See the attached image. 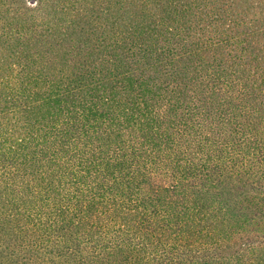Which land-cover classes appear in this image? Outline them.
I'll return each instance as SVG.
<instances>
[{
  "label": "trees",
  "instance_id": "trees-1",
  "mask_svg": "<svg viewBox=\"0 0 264 264\" xmlns=\"http://www.w3.org/2000/svg\"><path fill=\"white\" fill-rule=\"evenodd\" d=\"M0 264H264V0H0Z\"/></svg>",
  "mask_w": 264,
  "mask_h": 264
}]
</instances>
